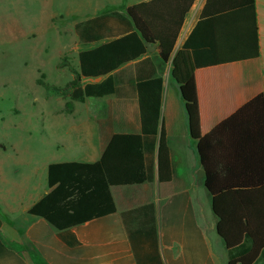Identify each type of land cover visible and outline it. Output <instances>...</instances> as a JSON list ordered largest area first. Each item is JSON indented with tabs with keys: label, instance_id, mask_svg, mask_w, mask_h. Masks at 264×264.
I'll return each instance as SVG.
<instances>
[{
	"label": "trees",
	"instance_id": "obj_1",
	"mask_svg": "<svg viewBox=\"0 0 264 264\" xmlns=\"http://www.w3.org/2000/svg\"><path fill=\"white\" fill-rule=\"evenodd\" d=\"M195 1L149 0L76 23L74 31L80 44L95 46L80 51L79 71L65 87L45 81V74L38 84L48 94L69 97L67 113L73 112L75 101L119 97L124 93L119 87L120 68L146 56V43L157 46L163 64L169 62ZM259 57L256 0H206L171 71L187 110L190 135L196 142L229 264L264 263V185L258 184L252 105L247 102L199 137L190 77L195 69L258 61ZM63 66L64 61L60 63ZM99 77L105 78L97 83L85 82ZM129 83L139 106L141 132L106 131L109 111L104 103L97 119L103 143L101 158L95 163L50 164V192L29 209L31 215L53 226L68 247L80 245L71 231L73 227L117 212L112 187L154 181L156 148L160 182H175L180 189L178 159L168 144L164 124L161 126L164 80L154 73ZM121 217L137 264H165L155 205L145 203L125 210Z\"/></svg>",
	"mask_w": 264,
	"mask_h": 264
},
{
	"label": "crops",
	"instance_id": "obj_2",
	"mask_svg": "<svg viewBox=\"0 0 264 264\" xmlns=\"http://www.w3.org/2000/svg\"><path fill=\"white\" fill-rule=\"evenodd\" d=\"M144 1L149 0H110L108 3L122 4L119 11H124ZM205 2L196 0L193 4L167 64L162 63L155 45V49L149 50L146 56L120 68L119 87L123 94L86 99L98 101L99 105L88 131L80 134L78 150L81 157L55 162L95 163L101 158L103 143L97 119L104 103L109 111L106 131L140 133L139 106L129 82L157 73L164 80L161 126L164 124L168 144L178 159L180 189L175 182H160L156 148L154 181L138 186L112 187L117 212L73 227L71 231L80 245L71 248L59 239L57 230L46 220L29 213V209L50 192L49 165L42 167L47 173V178L42 181L35 177L39 167L33 168L29 175L2 178L0 264H137L121 213L145 203L155 205L160 251L165 264H229L227 249L217 232L218 219L205 187L196 142L190 135L184 101L171 76L173 61L198 22ZM104 7L90 18L99 15ZM256 11L260 46L258 61L195 69L190 77V89L199 137L205 136L244 104L251 102L258 184L264 185V0H256ZM80 21H74L72 25ZM111 25L117 27L115 23ZM93 46L89 45V48ZM104 78L86 79L85 82L97 83Z\"/></svg>",
	"mask_w": 264,
	"mask_h": 264
},
{
	"label": "rangeland",
	"instance_id": "obj_3",
	"mask_svg": "<svg viewBox=\"0 0 264 264\" xmlns=\"http://www.w3.org/2000/svg\"><path fill=\"white\" fill-rule=\"evenodd\" d=\"M109 1L0 0V179L39 167L35 177L42 181L45 164L81 157L80 134L88 131L99 102L75 101L67 113L70 98L48 94L38 79L45 74V81L60 87L74 79L79 53L89 46L80 44L72 23L104 5L101 12L122 7Z\"/></svg>",
	"mask_w": 264,
	"mask_h": 264
},
{
	"label": "water",
	"instance_id": "obj_4",
	"mask_svg": "<svg viewBox=\"0 0 264 264\" xmlns=\"http://www.w3.org/2000/svg\"><path fill=\"white\" fill-rule=\"evenodd\" d=\"M147 44V46H148V48H149V50L150 51H153L154 49H155V45H152V44H150V43H146ZM183 99V98H182ZM186 112H187V110H186ZM213 213H214V211H213ZM215 215V214H214ZM216 216V215H215ZM217 218V217H216Z\"/></svg>",
	"mask_w": 264,
	"mask_h": 264
}]
</instances>
